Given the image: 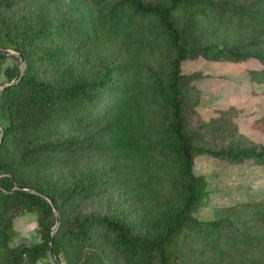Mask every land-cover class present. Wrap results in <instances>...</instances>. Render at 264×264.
Instances as JSON below:
<instances>
[{"label": "trees", "instance_id": "obj_1", "mask_svg": "<svg viewBox=\"0 0 264 264\" xmlns=\"http://www.w3.org/2000/svg\"><path fill=\"white\" fill-rule=\"evenodd\" d=\"M192 28L230 39L264 31V0H0V48L24 57L19 68V56L0 53V264H36L50 246L61 264H180L189 232L207 250L223 240L243 264H264V197L218 219L192 215L207 190L197 156L264 165V145L228 118L191 127L183 61L248 57L190 41ZM252 56L264 67V49ZM105 194L136 204L93 206ZM26 212L39 241L9 245Z\"/></svg>", "mask_w": 264, "mask_h": 264}, {"label": "rangeland", "instance_id": "obj_2", "mask_svg": "<svg viewBox=\"0 0 264 264\" xmlns=\"http://www.w3.org/2000/svg\"><path fill=\"white\" fill-rule=\"evenodd\" d=\"M208 39L218 42L221 46H236L237 51L248 54V57L240 62L213 61L202 56L183 61L182 72L187 77V86L190 88L188 95L197 102L196 106L189 110L191 127L195 128L199 123L225 117L238 127L239 132L248 138L250 144L264 145V126L259 129L251 127L256 118L264 117V67L252 56L254 51L264 49V31L254 30L232 39L217 35L205 37L198 35L196 29L190 35V41L194 40L200 45ZM10 63L11 60L6 61V64ZM22 65L19 61V68ZM3 80L5 77L1 75L0 82ZM6 123L5 106L0 99V128ZM94 161L95 158L92 159V162ZM193 172L204 175L207 183L203 200L192 214L198 220L224 217L229 209H235L236 205L244 200L264 196V165L249 162L233 164L204 154L195 158ZM107 197L105 194L92 202L93 206L115 209L120 203L132 207L136 204V201L118 194L106 203ZM231 217L238 219L235 214H231ZM54 227L55 225L52 229H55ZM37 228L36 213L17 215L13 219L9 245H14L21 239L39 241ZM251 228L252 231L262 230L258 224H251ZM196 235L189 232L181 238L178 249L180 264H243L242 258L228 250L223 240L219 241L216 249L207 250L203 245L194 243L192 238L197 237ZM210 237L215 235L209 234L208 238ZM36 264H55V260L49 252Z\"/></svg>", "mask_w": 264, "mask_h": 264}, {"label": "water", "instance_id": "obj_3", "mask_svg": "<svg viewBox=\"0 0 264 264\" xmlns=\"http://www.w3.org/2000/svg\"><path fill=\"white\" fill-rule=\"evenodd\" d=\"M0 53H1V54H4V55H7V56H10V55H18V56L20 57V62H21V63L24 62V57H23L22 54H17V53H15V52L11 51L10 49L0 48ZM15 79H17V77H16ZM5 85H6V84H2L1 87H4ZM3 135H4V134H3V131H2V129L0 128V142H1L2 138H3ZM16 188H20V189H22V190H24V191H27V192L37 193V194L42 195L43 197L47 198L44 194H42V193H40V192H38V191H36V190H33V189H31V188L21 187V186H18V185L16 186ZM50 204H51V206H52V208H53V211H54V213H55L56 223H55V227H54V228H56L57 225L59 224V216H58L57 209H56L54 203L50 201ZM50 254L53 256V258H54V260H55V264H60V263L58 262L57 257H56V255H55V253H54V251H53V249H52L51 246H50Z\"/></svg>", "mask_w": 264, "mask_h": 264}, {"label": "crops", "instance_id": "obj_4", "mask_svg": "<svg viewBox=\"0 0 264 264\" xmlns=\"http://www.w3.org/2000/svg\"><path fill=\"white\" fill-rule=\"evenodd\" d=\"M262 197H264V196H262ZM261 198V197H260ZM245 201V200H244Z\"/></svg>", "mask_w": 264, "mask_h": 264}]
</instances>
